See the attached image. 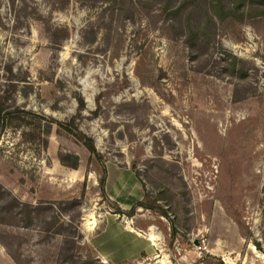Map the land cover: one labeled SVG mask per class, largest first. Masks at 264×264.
Masks as SVG:
<instances>
[{
  "label": "rangeland",
  "instance_id": "obj_1",
  "mask_svg": "<svg viewBox=\"0 0 264 264\" xmlns=\"http://www.w3.org/2000/svg\"><path fill=\"white\" fill-rule=\"evenodd\" d=\"M205 1L0 0V83L11 63L28 78L17 103L64 122L80 94L86 106L75 123L108 172L104 198L98 166L68 134L54 127L38 146L23 140L24 128L4 130L6 199L49 203L58 223L46 230L51 211H35L27 226L18 207L0 208V264H72L77 255L264 264V14L212 21ZM61 149L80 155L77 170L60 163ZM140 200L157 210L116 209ZM129 226L138 238L117 229ZM59 232L77 234L78 247Z\"/></svg>",
  "mask_w": 264,
  "mask_h": 264
},
{
  "label": "trees",
  "instance_id": "obj_2",
  "mask_svg": "<svg viewBox=\"0 0 264 264\" xmlns=\"http://www.w3.org/2000/svg\"><path fill=\"white\" fill-rule=\"evenodd\" d=\"M205 14L207 17L213 21L214 17H220L230 15V13H238L239 17L247 15V17H255L257 15L264 14V0H206ZM181 6H176L175 12H180ZM223 13V15L221 14ZM49 35L52 38H55L53 31L50 26H46ZM3 75H5L4 82L0 83V134L6 130L8 127L14 128H24L22 132V137L25 142L37 143L35 145H46L48 146V137L51 135L54 127L58 134L66 133L74 139L77 144L82 145L89 153V160L93 161L97 167L98 173V186L101 190L102 196L106 198V181H107V167L102 159V154L97 149L95 140L93 137L85 134L80 129H78L75 120L82 115V110L85 108L86 103L84 98L80 95H76L77 101V113L73 115L68 121H60L52 116L46 115L44 113H38L30 109H25L22 105L18 104L14 98L15 91L19 88L21 81H28V78L25 75H19L14 70V67L11 63L4 64L2 66ZM29 85V84H25ZM27 94V91H25ZM58 159L60 163L72 170H77L80 165V155L75 151H63L62 149L58 152ZM2 186H0V208H6L13 210L18 207L16 214H23V219L26 220L25 224L31 225L33 221V216L35 211L37 217H40L44 212L51 211V221L45 226L46 230H51L58 223V216L54 215L53 207L48 203L46 207H41L40 205L33 206L29 203H21L16 198L11 197L9 200L6 199L5 194L2 192ZM8 193V192H7ZM10 195V193H8ZM11 196V195H10ZM14 204V207H12ZM116 209L119 213L127 214L133 216L138 207L149 208L157 210V207L151 204H145L142 200L136 202L131 206L129 210H124L118 204H116ZM162 215L166 216L165 212H161ZM45 222L47 219L45 215L43 216ZM72 223V220L70 221ZM62 225V223H61ZM78 224L76 225V227ZM78 233V231L76 232ZM59 234H61L59 232ZM67 248L71 249L73 247H78L79 242L77 239L79 236L77 234H61ZM256 248L260 249L259 242L255 243ZM63 246V249H66ZM68 250V249H67ZM73 255V252H69L67 257ZM65 258L64 261L70 260ZM74 257V256H73ZM72 257V258H73ZM71 258V259H72ZM76 260H80L82 264H107L99 262L92 258L84 259L82 256L77 255L71 263L74 264Z\"/></svg>",
  "mask_w": 264,
  "mask_h": 264
},
{
  "label": "crops",
  "instance_id": "obj_3",
  "mask_svg": "<svg viewBox=\"0 0 264 264\" xmlns=\"http://www.w3.org/2000/svg\"><path fill=\"white\" fill-rule=\"evenodd\" d=\"M107 177H108V172H107ZM113 221V220H112ZM111 220L109 221V224L111 225V224H114L113 222H112ZM130 227V229H128V228H124L123 230L121 229V227L120 228H118L117 227V229L120 231V232H122V233H124V234H126L129 238H138L139 236H138V234H137V231L136 230H134V228L132 227V226H129ZM105 229H106V227H105ZM121 229V230H120ZM133 229V230H132ZM137 229H139L138 227H137ZM140 230V229H139ZM119 232V233H120ZM140 249H137V247L131 252V253H129V255L128 256H132V255H135L138 251H139ZM263 257H264V254L262 255Z\"/></svg>",
  "mask_w": 264,
  "mask_h": 264
}]
</instances>
